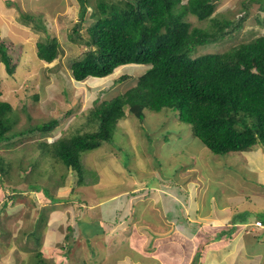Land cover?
I'll return each mask as SVG.
<instances>
[{
	"label": "rangeland",
	"instance_id": "374dc122",
	"mask_svg": "<svg viewBox=\"0 0 264 264\" xmlns=\"http://www.w3.org/2000/svg\"><path fill=\"white\" fill-rule=\"evenodd\" d=\"M14 1L22 10L44 18L48 34L57 37L60 43V54L52 62L39 59L36 42L47 33L20 21L17 6L13 4L15 10L7 0H0V7L8 8L6 13L0 12L1 36L16 45L21 44L23 49L14 75L7 74L4 64H0V99L12 105L10 133L52 118H57L59 124L49 133L28 131L7 141L9 145L0 144V153L14 162L11 178L4 180L3 189L7 194L16 195L15 200H8V209L0 216V264L35 261L38 246L26 233L34 229L38 218L42 241L39 249L50 262L82 264L87 260L88 264H121V248L123 253L145 258L146 263L180 264L181 258L193 255L190 250L193 247L182 246L184 240L181 242L179 229L184 217L174 219L172 224L166 219L173 213L180 215L183 209L187 215H200L202 209L201 216L214 211L219 216L231 213L229 220H235L242 217L237 216L239 213L245 212L249 222L254 221L255 216H264V176L250 170L253 159L264 162V143L244 152L214 153L194 135L191 124L181 121L176 111L167 108L161 111L145 108L143 120L133 114L122 118L114 135L120 140V148L117 143H106L82 155L87 182L76 184L74 171L58 161L54 163V158L45 152L40 142L50 144L57 138L71 136L77 128L88 130L84 124L95 102L128 89L148 65H122L108 76H90L78 81L71 75V64L87 49L82 39L70 37L79 18L78 1ZM93 10L92 6L88 8L81 29L85 37L89 35L87 27L94 21L90 17ZM186 19L192 27L206 29H212L215 20L241 19L237 29L216 42L201 46L194 56L223 52L264 34V0H217L212 18L200 20L188 14ZM123 75L127 78L121 79ZM170 184L180 185L189 193L188 197L174 193ZM1 186L0 181V190ZM235 193L237 198H230ZM216 219L202 220L205 234L197 244L201 241L199 247L205 249L202 257L194 246L197 252L193 260L190 258L191 264H212L215 253L224 254L229 264L241 255L252 259V263L243 264H260L264 259V240L257 242L236 231L233 237L221 231L225 226L220 230L213 227ZM253 224H248L254 227L251 231L264 233L263 225ZM132 225L135 226L133 233L121 239L122 232ZM141 226H146L148 229L144 232H151L156 238L141 232ZM163 226L172 227L173 231L169 230L160 238L155 236ZM249 229L243 233L251 232ZM198 231L203 234L201 228ZM209 234V241L205 243ZM215 236L219 237L217 241ZM230 237L233 240L229 241ZM173 238L176 239L173 241ZM207 245H213L214 253L206 252L205 256ZM166 250L171 255L165 257Z\"/></svg>",
	"mask_w": 264,
	"mask_h": 264
},
{
	"label": "trees",
	"instance_id": "16d2710c",
	"mask_svg": "<svg viewBox=\"0 0 264 264\" xmlns=\"http://www.w3.org/2000/svg\"><path fill=\"white\" fill-rule=\"evenodd\" d=\"M7 1L17 6L20 21L34 30L41 29L47 33L46 37L36 42L37 57L46 62L55 60L60 54V43L57 37L48 34L44 18H37L22 10L14 0ZM77 1L79 18L70 37L73 40L82 39L87 49L71 64L74 79L81 81L90 76L105 77L128 64H146L148 67L136 78L135 84L125 91L100 103L95 102L84 124L89 127L88 130L77 128L71 136L57 138L50 144L40 142L45 152L54 158V163L59 162L74 171L76 184L87 182L82 155L106 143H117L119 149L120 140L114 137L119 121L128 114L143 120L145 108L176 111L178 118L191 124L194 135L214 153L244 151L264 143V34L223 52L194 56L201 46L216 42L237 29L243 17L238 21L215 20L212 29H206L192 27L186 16L192 14L200 20L212 18L217 0ZM90 6L94 9L90 14L94 21L87 27L89 35L85 37L81 29ZM21 46L2 37L0 33V64H4L9 75H14L19 68L23 53ZM123 78L127 76H121ZM11 112V103L0 99V144L28 131L49 133L59 124L57 118H52L11 134ZM13 163L0 153V216L8 207V200L16 198L14 193L7 194L3 189L4 180L11 178ZM170 185L174 193L184 195L185 191L180 185ZM193 215L195 219L182 209L179 217H184V224L179 222L194 241V246L198 247L200 256H203L205 248L199 247L201 241L199 244L197 241L205 234L206 226L201 225L198 214ZM237 216L242 217L233 220L236 223L234 226H221L220 229H224L221 231L233 236L229 230H238L237 223L245 225L250 221L245 212ZM259 221L264 223V216H259ZM39 224L40 218L34 229L26 233L38 246L32 264H59L48 261L39 249L42 248L37 228ZM199 228L203 234L198 231ZM248 235L257 242L264 240V233L251 231ZM209 237L210 234L206 236L208 240L205 243H208ZM218 239L215 236V240ZM241 256L232 264L252 263L250 257L244 259ZM263 261L260 260V264H264ZM82 264H88L87 260H83Z\"/></svg>",
	"mask_w": 264,
	"mask_h": 264
},
{
	"label": "crops",
	"instance_id": "0c3cea01",
	"mask_svg": "<svg viewBox=\"0 0 264 264\" xmlns=\"http://www.w3.org/2000/svg\"><path fill=\"white\" fill-rule=\"evenodd\" d=\"M6 0H4V2H5ZM6 5V4H5ZM12 5V4H11ZM7 6V5H6ZM8 7V6H7ZM12 8H14V6L12 5ZM7 9L8 8H6L4 5L2 6V7H0V12H4V13H6V11H7ZM15 9V8H14ZM5 10V11H4ZM16 10V9H15ZM244 152V151H243ZM262 160H264V159H262ZM246 168H248V167H246ZM251 168L252 169H250V170H252V171H255V172H260V173H262L263 174V176H264V162H262V163H260V162H258L257 161V159H253L252 160V164H251ZM162 187V186H161ZM181 187V186H180ZM184 190V189H183ZM185 191V190H184ZM186 193V194H185ZM185 193H184V195H185V197H188V195H189V193L188 192H186L185 191ZM231 197L230 198H237V195H236V193H235V195H230ZM236 196V197H235ZM249 197V195L247 194L246 195V198H248ZM229 198V199H230ZM200 205V204H199ZM199 208H201V207H199ZM202 213V212H201ZM201 213H200V217H199V220L200 221H202L203 219H216L215 221L216 222H214V223H216V224H213L214 226L213 227H216L217 229H219L220 230V227L221 226H226L227 224L228 225H230L229 223H230V221H233V220H229L231 217H232V214L231 213H227V214H229L228 216L227 215H223V216H219V215H216L215 213H214V211H209V212H206L205 214L206 215H203L204 216V218H202V220H201V217H203V216H201ZM223 214H225L224 212H222ZM191 214V213H190ZM177 213L175 212V213H173V215H171V216H169V217H167L166 219L168 220V221H170L171 222V224H172V222H173V220L174 219H178L179 218V215H177ZM191 216V215H190ZM192 216H194L193 214H192ZM256 217V216H255ZM212 221V220H211ZM251 223H252V221H251ZM231 224H236V223H231ZM86 226H87V224H86ZM88 226H89V224H88ZM131 228L129 229V230H124L123 232H122V238L121 239H123V237H125L126 236V234L128 233V235L129 234H132L133 233V231L135 230L134 228H135V226H130ZM137 227V226H136ZM253 228V227H252ZM112 229L114 230L115 229V227H113L112 226ZM148 228L146 227V226H141L140 227V231L141 232H144V230H147ZM161 229H163L162 231H160V230H158L156 233V235L155 236H159V238H160V236H162L164 233H167L169 230L170 231H173V229H172V227L170 228V229H166L165 228V226H163ZM226 229H228V227H226ZM180 230V234H182L181 235V242H182V240H184V243H182V246H183V244L184 245H186V247L187 248H189V246L190 245H192V247L193 248H190V250H191V252H192V254L193 255H191V257L190 258H192V260H193V257H194V253H195V247H194V244L192 243V242H194V241H192V239L190 238V235L187 233V234H185V231H184V229L182 230V227H181V229H179ZM230 232H232V233H234L236 230H229ZM86 232V231H85ZM178 232V231H177ZM146 235H148V237H150V238H153V236L151 235V232H149V233H147V232H144ZM89 235H92V233H88ZM250 237L248 234H245V237ZM114 237H115V235H114ZM237 237H239L240 238V236H237ZM156 237H154L153 239H155ZM158 238V239H159ZM193 238V237H192ZM119 239H120V237H119ZM176 238H173V241L175 240ZM187 240H189V242L190 243H188L187 242ZM253 240V239H252ZM174 243V242H173ZM215 245V244H214ZM211 246H213V245H207L206 246V250H205V253H204V255L206 256V252H212V253H214L211 249H212V247ZM167 255H171V253L168 251V250H166V256L165 257H167ZM189 256V255H188ZM188 256H186V257H184V258H181L180 260H179V263L180 264H191L193 261L192 260H190V258H188ZM203 257V256H202ZM223 260H225L226 261V259H224V254H220V253H215L214 254V258L212 259V264H221L222 263V261ZM120 262H121V264H151V263H153V262H148V263H146L145 262V258H135L134 256H132V255H130V254H128V253H123L122 251H121V248H120ZM209 262H210V260H209ZM202 263H203V259H202ZM157 264V263H156ZM210 264V263H209ZM226 264H229L227 261H226Z\"/></svg>",
	"mask_w": 264,
	"mask_h": 264
},
{
	"label": "clouds",
	"instance_id": "9594fccd",
	"mask_svg": "<svg viewBox=\"0 0 264 264\" xmlns=\"http://www.w3.org/2000/svg\"><path fill=\"white\" fill-rule=\"evenodd\" d=\"M233 152V151H232ZM258 217H254V221H252V223H254L253 225H256V226H258V225H263L264 226V223H261V221H259V218L257 219ZM238 224V230H236V232L237 233H242V234H249V232H245V233H243V231L244 230H246V229H249V227H250V231H251V228L253 227L252 225H248V224H251V222H248V223H246L245 225H241V224H239V223H237ZM254 228V227H253ZM253 232V231H252Z\"/></svg>",
	"mask_w": 264,
	"mask_h": 264
}]
</instances>
